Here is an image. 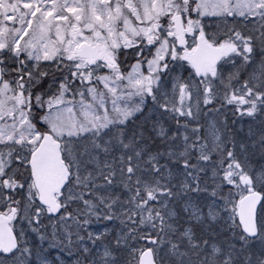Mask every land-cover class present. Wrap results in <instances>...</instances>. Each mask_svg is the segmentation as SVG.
Returning a JSON list of instances; mask_svg holds the SVG:
<instances>
[{
  "label": "snow or ice",
  "instance_id": "6c2138e0",
  "mask_svg": "<svg viewBox=\"0 0 264 264\" xmlns=\"http://www.w3.org/2000/svg\"><path fill=\"white\" fill-rule=\"evenodd\" d=\"M0 264H264V0H0Z\"/></svg>",
  "mask_w": 264,
  "mask_h": 264
}]
</instances>
